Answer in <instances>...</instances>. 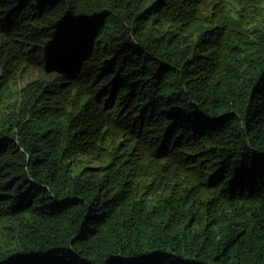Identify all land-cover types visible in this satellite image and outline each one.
Wrapping results in <instances>:
<instances>
[{"label": "trees", "instance_id": "16d2710c", "mask_svg": "<svg viewBox=\"0 0 264 264\" xmlns=\"http://www.w3.org/2000/svg\"><path fill=\"white\" fill-rule=\"evenodd\" d=\"M0 264H264V0H0Z\"/></svg>", "mask_w": 264, "mask_h": 264}, {"label": "rangeland", "instance_id": "374dc122", "mask_svg": "<svg viewBox=\"0 0 264 264\" xmlns=\"http://www.w3.org/2000/svg\"><path fill=\"white\" fill-rule=\"evenodd\" d=\"M9 77L10 83L15 82L16 86H21L22 85V80L23 77L25 76V73L19 69L15 70L12 69L10 73L7 75Z\"/></svg>", "mask_w": 264, "mask_h": 264}]
</instances>
